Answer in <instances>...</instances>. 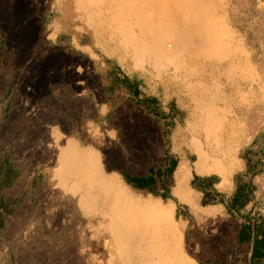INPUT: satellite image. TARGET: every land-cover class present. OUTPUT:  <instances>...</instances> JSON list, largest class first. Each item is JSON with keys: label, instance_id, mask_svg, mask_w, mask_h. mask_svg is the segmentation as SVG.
<instances>
[{"label": "rangeland", "instance_id": "374dc122", "mask_svg": "<svg viewBox=\"0 0 264 264\" xmlns=\"http://www.w3.org/2000/svg\"><path fill=\"white\" fill-rule=\"evenodd\" d=\"M42 15L47 21L45 38L54 45L39 44ZM140 36L161 44L170 58L155 66L145 61L135 67L132 48L119 45ZM0 38V155L10 157L25 173L8 194L25 188L37 171L49 179L36 208L22 204L7 220L0 233V264H122L113 232L126 233L140 253L151 227L158 225L164 240L167 220L174 236L182 234V252L199 264L184 249L188 222L176 217V202L137 194L116 172L141 174L148 164L159 161L155 125L135 110H124L115 121L118 135L103 132L93 123L99 86L106 83V61H115L123 72L137 73L144 80L146 93L159 95L163 103L175 99L186 118L172 133V151L182 163L171 194L189 207L206 234L226 231L229 217L224 208L200 207V194L190 185L193 173L199 175L193 142L209 163L216 160L227 167L223 174H212L220 179L216 188L223 193L232 192V177L243 169L240 156L246 149H252L253 161L259 160L257 167L264 168V0H0ZM87 90L94 101L86 98ZM119 93L123 98V91ZM209 111L221 112L224 120L213 119ZM69 138L81 149L96 151L103 172L118 178L133 199L172 206L170 216L159 223L150 215L147 223L134 215L127 220L122 207L115 205L106 212L98 196L71 180H58L61 145ZM231 143L236 160L228 165ZM103 162L112 172L105 171ZM238 163L241 166L235 169ZM185 166L190 176L178 197L174 192ZM253 182V212L261 214L264 175ZM54 192L74 197L87 218L77 231L78 246L73 240L60 246V236L52 235L46 224L50 217L44 204ZM188 195L193 200L187 202ZM63 217L56 215L54 223Z\"/></svg>", "mask_w": 264, "mask_h": 264}, {"label": "trees", "instance_id": "16d2710c", "mask_svg": "<svg viewBox=\"0 0 264 264\" xmlns=\"http://www.w3.org/2000/svg\"><path fill=\"white\" fill-rule=\"evenodd\" d=\"M46 25V17L42 15L40 45L53 44L45 38ZM2 44L3 40L0 38V45ZM106 62V83L99 86L100 99L96 103L97 117L93 123L103 132L112 131L118 135V127L115 126L117 115L124 110H135L153 122L158 136L159 161L148 164L141 174L126 169L116 171L126 186L142 196L150 195L164 201L171 199L176 202V217L182 216L188 222L184 231V249L199 264H264V212H253L256 192L253 179L264 175V168L257 167L259 160L251 159L252 149H246L240 156L243 169L234 172L233 190L230 194L216 188L220 182L218 177L193 173L190 185L200 194L198 205H221L229 217L226 231L206 234L197 225L189 207L179 203L171 194L182 163L179 156L172 151V133L176 126L184 123L185 111L177 105L175 99L163 103L159 95L146 93V84L137 73H125L115 61ZM92 71L95 74L94 66ZM10 87L6 94L10 93ZM120 91L124 93L123 98L119 97ZM85 94L88 100H95L91 91L87 90ZM120 149L123 153L124 147L120 146ZM103 165L107 173L112 172L105 162ZM24 174L23 167L14 165L10 157L0 155V233L20 205L28 204V209L33 210L41 201L42 188L49 180L47 174L41 171L33 174L25 188L14 195L8 194ZM87 207L91 208L89 203ZM44 212L50 217L46 224L51 228V234L60 236V246L65 247L70 240L76 242L75 246L79 245L77 231L87 218L74 197L54 192L44 204ZM58 214H63L64 217L55 224L54 218ZM193 248L196 249L193 251Z\"/></svg>", "mask_w": 264, "mask_h": 264}, {"label": "bare ground", "instance_id": "6f19581e", "mask_svg": "<svg viewBox=\"0 0 264 264\" xmlns=\"http://www.w3.org/2000/svg\"><path fill=\"white\" fill-rule=\"evenodd\" d=\"M81 5L84 6L82 2ZM122 43L130 45L121 44L119 45L121 49L130 47L134 51L133 64L135 67H139V63L145 61L155 66L157 63L161 64L168 60L171 55L169 51L163 50L161 44L150 42L143 36L137 37V39H125ZM175 64L172 65L174 66ZM249 76H253V74H249ZM209 110L213 109L210 108ZM211 114H213V119L224 120L221 112L215 113L213 111ZM207 142H210L209 139H207ZM193 145L196 152L194 165L199 175L223 174L227 170V167L220 166L216 160L209 163L205 154L199 149L198 143L193 142ZM234 149L235 145L231 143L226 151L228 155L227 159L229 160L228 165L235 163ZM184 171V178L178 183L174 192L176 196L182 193L190 176V172L186 166L184 167ZM56 177L58 180H71L73 183L84 187L90 195L93 194L94 197L95 195L98 196V201L106 205V212L111 211L115 205L122 207V216L127 220L130 219L131 215H134L137 219L144 220V223H147L146 217L150 215L153 219H157L156 223H159L160 219H167L172 212V206H162L159 203L150 202L142 203L133 199L126 193V189L122 188L118 178L106 175L103 172L98 153L93 150L79 148L73 139L66 140L61 145L59 168L57 169ZM164 231V240L160 239L161 228L158 225L151 227L147 233L145 232L146 243L141 248L142 251L140 253L135 251L134 246L137 244L132 242L126 233L122 236L114 234L112 231L114 243L117 247V255L121 263L197 264L182 252V234L179 233L177 236H174L173 224H170L168 220L164 224ZM169 236L171 237L169 238ZM123 241L127 242L128 245L124 246Z\"/></svg>", "mask_w": 264, "mask_h": 264}, {"label": "crops", "instance_id": "0c3cea01", "mask_svg": "<svg viewBox=\"0 0 264 264\" xmlns=\"http://www.w3.org/2000/svg\"><path fill=\"white\" fill-rule=\"evenodd\" d=\"M89 91H90V90H89ZM92 92L95 94V93H96V92H95V89L92 90ZM69 139H72V138H69ZM73 140L76 141L74 138H73ZM76 143H77V141H76ZM239 165H240V164L238 163V165H236L235 169L238 168ZM235 169H234V170H235ZM216 175H220V174H216ZM204 176H209V175H204ZM187 197H188V198H187V200H188L187 202H189L190 200H193L192 195H191V196L188 195ZM184 203H186V202H184ZM206 213H207V212H206ZM208 214H211V213L208 212Z\"/></svg>", "mask_w": 264, "mask_h": 264}]
</instances>
